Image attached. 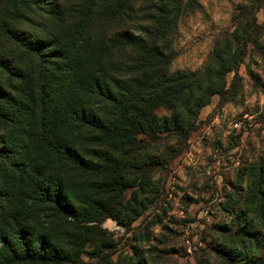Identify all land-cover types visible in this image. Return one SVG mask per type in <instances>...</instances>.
<instances>
[{"label":"trees","instance_id":"16d2710c","mask_svg":"<svg viewBox=\"0 0 264 264\" xmlns=\"http://www.w3.org/2000/svg\"><path fill=\"white\" fill-rule=\"evenodd\" d=\"M136 1L128 0L126 10L121 9L116 21L122 26L108 40L110 47L135 56L132 69L137 75L124 79L103 78V62L96 50L100 39L94 38L85 52L69 50L59 56L0 23V41L20 43L28 61L24 72L15 71V64L0 51V69L10 75L6 87L15 94H7L0 85V121L12 128L0 136V264H79L76 249L60 244L47 231L53 220L77 225L111 217L124 227L137 220L147 197L140 202L133 197L134 206L112 200L128 188L146 193L149 176L162 170L164 160L146 146L171 138L174 145L165 159L175 158L194 131L200 109L212 95L228 90L225 75L241 63L246 44L255 42L248 25L234 29L224 48L215 50L214 61L197 71L169 74L178 12L197 9L196 0H141L148 13L127 27L125 14L130 12L129 18L135 20L131 12ZM44 4L43 11L53 19L56 0ZM93 4L94 0H86L76 25L77 36L84 34L81 46L90 36ZM101 45L108 50V45ZM93 53L91 69L87 60ZM158 102L170 115L155 114ZM30 108L35 113L28 116ZM79 177H92L104 201L74 186L71 180ZM40 220L42 231L36 228ZM75 237V248L87 240ZM239 258L229 253L224 264H249Z\"/></svg>","mask_w":264,"mask_h":264},{"label":"rangeland","instance_id":"374dc122","mask_svg":"<svg viewBox=\"0 0 264 264\" xmlns=\"http://www.w3.org/2000/svg\"><path fill=\"white\" fill-rule=\"evenodd\" d=\"M56 2L50 19L43 11L45 0H28L27 4L0 0V23L21 37L39 41L46 53L54 51L59 56L69 50L85 52L83 49L93 46L94 38L100 39L96 50L102 58L103 78L109 81L137 75L132 69L134 54L110 47L108 42L122 26L116 20L128 0H94L86 46H81L84 34H76L86 0ZM196 4L195 10L178 12L169 74L197 71L214 61L215 50L224 48L234 29L248 25L255 42L246 44L241 63L225 75L228 90L212 95L200 109L194 131L175 158L165 159L174 145L171 138L146 146L164 160L162 170L149 176L146 193L128 188L112 200L134 206L133 197L138 202L147 197L149 202L145 201L146 208L137 220L125 227L111 217L77 225L60 219L49 223L47 231L60 244L76 249L79 264H224L229 253L240 255L239 259L249 264H264V0H196ZM131 13L135 20L126 13L123 25L127 27L148 13L147 5L137 0ZM101 44L108 45V50ZM0 51L15 64V71L24 70L28 61L20 43L2 40ZM77 56L82 59V54ZM93 57L94 53L87 60L91 69ZM9 80V73L0 69V85L6 87ZM11 81L12 85L19 83ZM5 91L15 95L8 86ZM154 112L158 116L171 113L159 102ZM34 113L30 108L26 115ZM11 130L0 121V136ZM91 178L71 182L86 196L104 201ZM36 228L44 229L41 220ZM76 235L82 242L87 239L78 248L74 247Z\"/></svg>","mask_w":264,"mask_h":264}]
</instances>
